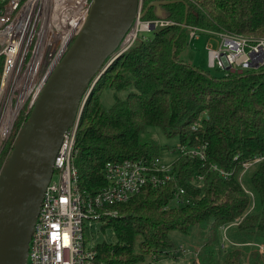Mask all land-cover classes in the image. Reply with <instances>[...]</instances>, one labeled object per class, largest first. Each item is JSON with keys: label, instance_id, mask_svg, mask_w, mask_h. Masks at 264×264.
<instances>
[{"label": "trees", "instance_id": "obj_1", "mask_svg": "<svg viewBox=\"0 0 264 264\" xmlns=\"http://www.w3.org/2000/svg\"><path fill=\"white\" fill-rule=\"evenodd\" d=\"M154 1L173 2L161 6L160 14L150 7L143 19L174 25L157 27L151 38L138 37L92 88L76 137L80 187L96 193L105 186L103 169L109 162L163 160L159 146L143 137L146 127L179 137L178 148L206 145V159L176 150L173 181L149 185L129 202L113 206L118 214L105 226L113 230L116 242L96 245L97 260L148 264L149 256L175 247L172 232L188 236L198 227L209 234L192 264H264V160L239 180L243 163L264 156V69L214 77L179 56L190 27L264 39V0H143L142 11ZM105 88L128 93L125 99L116 95L106 109L99 101ZM21 127L22 118L0 157V169ZM213 165L233 172L232 177L223 179ZM198 175L203 177L201 188L193 184ZM180 188L190 203L176 205ZM222 226H229L227 250L219 239Z\"/></svg>", "mask_w": 264, "mask_h": 264}, {"label": "built area", "instance_id": "obj_2", "mask_svg": "<svg viewBox=\"0 0 264 264\" xmlns=\"http://www.w3.org/2000/svg\"><path fill=\"white\" fill-rule=\"evenodd\" d=\"M91 4L92 0H0V157L12 139L16 122L22 118L23 126L29 120L46 83L83 29ZM142 9L140 0L139 16L106 67L123 56L141 32H150L152 26L174 25L166 20H144L140 18ZM189 30L192 40L199 39V32L211 36L206 45L210 68L231 74L264 69V39L198 27ZM100 77L98 74L90 88ZM79 119L64 134L55 158L29 243L27 264H105L98 262L95 246L86 244L85 223L104 227L118 214L113 206L129 202L149 185L159 187L175 179L172 163L160 158L126 160L105 165V186L96 193L82 189L75 164ZM205 146L193 150L180 147L177 151L204 161ZM261 160L264 156L243 163L240 182L243 174ZM212 170L225 180L233 174L217 165ZM193 184L201 188L203 177L198 175ZM183 194L184 190L178 189L176 205L190 203Z\"/></svg>", "mask_w": 264, "mask_h": 264}, {"label": "water", "instance_id": "obj_3", "mask_svg": "<svg viewBox=\"0 0 264 264\" xmlns=\"http://www.w3.org/2000/svg\"><path fill=\"white\" fill-rule=\"evenodd\" d=\"M172 2H151L140 18L150 7L160 10ZM139 5L140 0H92L83 29L21 127L0 169V264H27L29 243L63 136L80 117L91 83L107 70L106 63L139 16Z\"/></svg>", "mask_w": 264, "mask_h": 264}, {"label": "rangeland", "instance_id": "obj_4", "mask_svg": "<svg viewBox=\"0 0 264 264\" xmlns=\"http://www.w3.org/2000/svg\"><path fill=\"white\" fill-rule=\"evenodd\" d=\"M158 13H161V10H158ZM199 39H191V32L187 29V45L180 52V59L186 63L195 65L205 71H209L214 77H222L226 74V71L220 69H212L208 66V56L206 45L210 41L209 34L204 32H199ZM152 33L150 32H141L139 35V40L143 38H151ZM212 41V40H211ZM214 42V41H213ZM99 80V79H98ZM96 84V83H95ZM128 92H116L110 88H105L102 90L99 95V101L102 107L110 108L114 102L116 95L121 99H125ZM84 106V105H83ZM143 137L146 139L153 140L160 148L161 158L166 163H172L177 158V148L180 146L179 137H167L160 128L158 127H146ZM11 142V141H10ZM10 143L8 144V146ZM6 146V147H8ZM6 148L2 154L5 156ZM9 154V153H8ZM8 158V156L6 157ZM6 161V159H5ZM249 172V171H248ZM248 172H245L247 174ZM244 174V175H245ZM245 181L247 176H245ZM175 203L172 202L173 206ZM229 226L220 227V243L224 250L229 249L231 241L228 238V229ZM208 232V233H207ZM230 233L233 232L229 231ZM205 233V234H204ZM229 233V234H230ZM84 234L86 239V244L89 247L96 246L100 243H115L116 236L111 228L103 227L102 224L89 227L87 223L84 226ZM209 234L208 231H203L201 228H192L188 236H183L177 231L171 233L172 240L175 242V247L159 252L156 255L149 256V264H192L199 255L202 253L204 242V236ZM168 253V254H166Z\"/></svg>", "mask_w": 264, "mask_h": 264}]
</instances>
